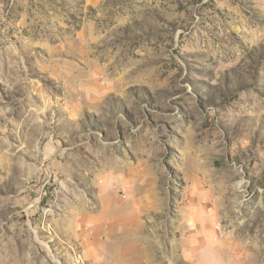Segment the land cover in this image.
<instances>
[{"label":"rangeland","instance_id":"1","mask_svg":"<svg viewBox=\"0 0 264 264\" xmlns=\"http://www.w3.org/2000/svg\"><path fill=\"white\" fill-rule=\"evenodd\" d=\"M0 264H264V0H0Z\"/></svg>","mask_w":264,"mask_h":264},{"label":"bare ground","instance_id":"2","mask_svg":"<svg viewBox=\"0 0 264 264\" xmlns=\"http://www.w3.org/2000/svg\"><path fill=\"white\" fill-rule=\"evenodd\" d=\"M82 207H83L82 210H84V208H86V207H88V206H86V204L83 202V203H82ZM87 213H88V212H87Z\"/></svg>","mask_w":264,"mask_h":264},{"label":"crops","instance_id":"3","mask_svg":"<svg viewBox=\"0 0 264 264\" xmlns=\"http://www.w3.org/2000/svg\"><path fill=\"white\" fill-rule=\"evenodd\" d=\"M208 251V250H207ZM210 251V250H209Z\"/></svg>","mask_w":264,"mask_h":264}]
</instances>
